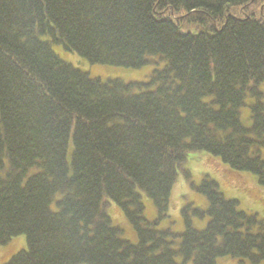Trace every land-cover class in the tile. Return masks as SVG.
I'll use <instances>...</instances> for the list:
<instances>
[{"label":"trees","instance_id":"1","mask_svg":"<svg viewBox=\"0 0 264 264\" xmlns=\"http://www.w3.org/2000/svg\"><path fill=\"white\" fill-rule=\"evenodd\" d=\"M205 157L264 191V0H0V246L26 243L2 264L264 263ZM181 180L203 201L175 232Z\"/></svg>","mask_w":264,"mask_h":264},{"label":"rangeland","instance_id":"2","mask_svg":"<svg viewBox=\"0 0 264 264\" xmlns=\"http://www.w3.org/2000/svg\"><path fill=\"white\" fill-rule=\"evenodd\" d=\"M53 50L61 56V58L63 57L65 60L67 61H74L76 62V56L73 53H70L66 50H64L60 45H54ZM96 69L97 72H102L103 68H107L105 65H100V66H95L94 67ZM115 68H119V69H115ZM109 69H114L112 75L114 76H121L122 78H124L125 80L128 81H132V80H136V81H145L146 80V72L148 71L146 69V67H142L137 69L134 68H120V67H111ZM89 74L94 75L95 73L92 71H89ZM190 168L193 170V172H198L201 170H206L209 171L211 170L213 173H216L217 177H214L215 179H219L221 180V184L224 188V190L226 191V197L231 198V197H235L238 198L239 202H240V208L250 212V211H258L260 214V217H264V195H260V191L264 193V191L261 190V188H254L251 189L253 193L255 194H251L254 195V197H256L257 199L262 197L263 200L258 201L256 200V198H252L248 195H238L240 193H244L242 192L241 189H243L244 191L246 190V186L248 187H253L252 186V180L249 179L247 176H243V175H233L231 174L229 171H227L226 169L223 168L222 164L217 161L216 159L212 158V157H205L202 158L200 161H193ZM229 177L230 180L224 182L223 180L225 179L224 177ZM247 177V178H246ZM193 179L195 181L198 180V176L195 175V177H193ZM223 181V183H222ZM240 188V192L236 189ZM222 188V187H221ZM220 191L222 192V190L220 189ZM248 191V190H247ZM249 192V191H248ZM228 194H232V195H228ZM236 195V196H233ZM259 194V195H258ZM202 194L200 193H196V191L192 190L188 183L186 182V180H181L178 184L175 185L172 194H171V209L168 211V213L170 214V218L172 219V221L174 220V224H171V227L173 229V231L177 232V230H181L183 228V220H182V215H181V209L188 203H192L194 205H200L202 203ZM119 210L115 207H113V213L114 215H116V220H119ZM153 211L151 209H146L144 212L145 217L151 218L153 216ZM121 222V221H120ZM196 222V221H195ZM198 226L202 227L203 222L201 220L198 221ZM123 224V223H122ZM126 224H124L125 226ZM9 244V245H8ZM10 247H13L14 250H19V249H23L26 247V243H25V237L24 235L20 234L17 236H14L11 238V240L5 244L0 246V264L3 263V261L6 259V255H2L1 251H6L9 253L10 252ZM12 249V250H13ZM7 254V253H6ZM217 264H249L248 262H240L239 259L236 258H232V257H226V258H219L217 260ZM260 264H264V263H260Z\"/></svg>","mask_w":264,"mask_h":264}]
</instances>
